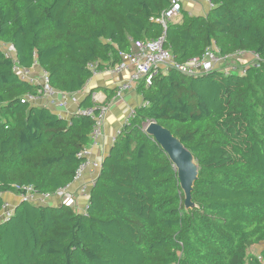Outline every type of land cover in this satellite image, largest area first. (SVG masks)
Here are the masks:
<instances>
[{
	"label": "trees",
	"instance_id": "1",
	"mask_svg": "<svg viewBox=\"0 0 264 264\" xmlns=\"http://www.w3.org/2000/svg\"><path fill=\"white\" fill-rule=\"evenodd\" d=\"M206 16L182 9L167 29L178 65L215 45L222 57L254 61L226 75L191 76L170 68L141 83L143 104L122 127L89 194L87 214L68 206L21 202L0 223V264H264L249 255L264 243V0H210ZM171 0H0V214L7 193L54 196L74 184L95 121L59 118L33 106L32 86L16 63L38 64L50 85L70 95L93 77L89 65L114 67L133 41L158 39L156 20ZM98 88L80 103L95 108ZM96 114L99 112L96 108ZM155 121L193 153L199 167L186 211L177 172L154 138Z\"/></svg>",
	"mask_w": 264,
	"mask_h": 264
},
{
	"label": "built area",
	"instance_id": "2",
	"mask_svg": "<svg viewBox=\"0 0 264 264\" xmlns=\"http://www.w3.org/2000/svg\"><path fill=\"white\" fill-rule=\"evenodd\" d=\"M212 6V5H211ZM182 4L181 0H171V6L165 10L159 19L156 20L157 23L161 24L163 27V34L158 39H152L147 41H133L132 50L130 53L121 54V62L117 63L114 67L109 68L114 74L127 73V80L121 84L116 89V96L110 103H115L126 98V95L132 92H136L137 87L143 83L146 87H150L153 80L159 77L161 74H166L170 68H175L183 74L191 76H202L205 74H210L215 71L223 72L229 75L231 72H239L243 74L244 71L238 68L236 62L231 64L234 56L222 57L219 54V50L215 45L209 48L207 52L201 57L193 59L184 65H178L169 49L166 48L167 43V29L170 23L174 22L176 19L181 17ZM6 49V54L8 57L14 58L15 65L13 67L14 73L19 77L20 80L39 87L38 96L32 97L28 95L26 100L29 102H35L41 97H47L57 104L59 109H65L68 107L70 102L79 104V100L75 95H70L57 91L50 85L49 75L43 71L40 74H35L30 69L20 68L16 63V51L13 47L3 46ZM240 55V54H238ZM247 55V54H246ZM89 69L93 76L100 73L98 69V63L89 65ZM93 101L96 99L92 96ZM95 102V101H94ZM96 108H98V113L96 114ZM110 106L103 105L101 107L97 106L91 109H83L79 106L76 109L75 115L89 116L95 121L94 129L91 135L92 141H97L102 136V128L105 122L107 113L109 112ZM59 118H63L60 112H56ZM135 115V109H132L127 117L126 122H128ZM89 148L83 149L78 157L84 159V161L79 165L74 183H78L82 180L84 172L92 166L93 172H96V180L100 172L101 166L96 163H90L89 158ZM98 171V173H97ZM96 180L92 182V187L96 183ZM68 189V188H67ZM64 189L57 193L61 197L62 205L68 206L77 213L87 214L88 201L90 194L89 186H82L79 189L78 194L87 201V204L82 207L75 194ZM26 195H20L21 202L29 201L37 205H45V200L48 199V195H38L33 194V189L31 187L27 188ZM14 210L8 204L5 205L2 213L0 214V221L6 222L9 220L13 214Z\"/></svg>",
	"mask_w": 264,
	"mask_h": 264
},
{
	"label": "crops",
	"instance_id": "3",
	"mask_svg": "<svg viewBox=\"0 0 264 264\" xmlns=\"http://www.w3.org/2000/svg\"><path fill=\"white\" fill-rule=\"evenodd\" d=\"M182 9L187 11L193 16H206L212 6L210 0H181ZM181 19L178 18L174 22H178ZM32 71L36 74L43 72V69L36 64L32 67ZM128 78L127 73L123 74H114L109 68L100 70V73L96 76H93L87 83L84 91L80 94H75L79 100V104L87 97L91 92L98 88H107L116 90L121 84H123ZM96 99L94 100L96 106H103L106 104L107 96L103 91H96L93 95ZM56 102L47 98L41 97L33 102V106L48 108L51 112L57 114L60 112L63 115V118L66 120H71L75 116V112L79 104L70 102L68 107L65 109H59ZM143 104V99L137 94V92H132L126 95L124 100L109 103L110 106L109 112L106 115L105 122L102 128V136L97 141H92L89 145V162L99 164L102 167V163L105 158L109 155L110 150L118 137L122 127L126 123L127 117L132 109H137ZM101 170V169H100ZM98 173V171H97ZM100 174V172H99ZM98 174V176H99ZM96 172H93L92 166L88 168L82 177V180L78 183H74L68 187L69 192L78 194L80 187L89 186L90 190L92 189V182L96 179ZM98 179V177H97ZM79 204L84 207L87 204V201L83 199L79 194L76 196ZM3 199L6 204H8L12 209H15L21 201L20 196L7 193L3 195ZM45 205L49 206H61L62 201L59 195H54L48 197L45 200Z\"/></svg>",
	"mask_w": 264,
	"mask_h": 264
},
{
	"label": "water",
	"instance_id": "4",
	"mask_svg": "<svg viewBox=\"0 0 264 264\" xmlns=\"http://www.w3.org/2000/svg\"><path fill=\"white\" fill-rule=\"evenodd\" d=\"M145 133L154 138L168 156L177 172L184 195L185 209L186 211L193 210L196 205L193 202L192 194L200 175V167L195 156L169 129L155 121L146 124ZM0 223L2 222L0 221Z\"/></svg>",
	"mask_w": 264,
	"mask_h": 264
},
{
	"label": "rangeland",
	"instance_id": "5",
	"mask_svg": "<svg viewBox=\"0 0 264 264\" xmlns=\"http://www.w3.org/2000/svg\"><path fill=\"white\" fill-rule=\"evenodd\" d=\"M3 50L6 51V49L4 48ZM254 59H255L254 56L250 54L249 55L248 54L247 55L246 54L235 55V57L231 61V64H233V62H236L237 65L239 64L240 66L244 67L252 63ZM263 250H264V243L251 247L248 253L251 256L260 257Z\"/></svg>",
	"mask_w": 264,
	"mask_h": 264
}]
</instances>
